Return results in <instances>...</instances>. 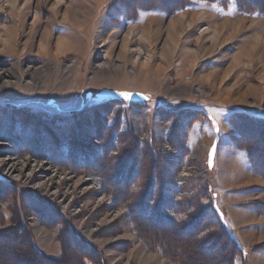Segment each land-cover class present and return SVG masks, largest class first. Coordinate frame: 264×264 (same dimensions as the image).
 <instances>
[{"label": "rangeland", "instance_id": "374dc122", "mask_svg": "<svg viewBox=\"0 0 264 264\" xmlns=\"http://www.w3.org/2000/svg\"><path fill=\"white\" fill-rule=\"evenodd\" d=\"M234 2L0 0V262L178 264L219 222L214 137L264 203L237 128L264 116V12Z\"/></svg>", "mask_w": 264, "mask_h": 264}, {"label": "trees", "instance_id": "16d2710c", "mask_svg": "<svg viewBox=\"0 0 264 264\" xmlns=\"http://www.w3.org/2000/svg\"><path fill=\"white\" fill-rule=\"evenodd\" d=\"M238 9L242 12H254L259 10L260 12H264V0H235L234 2ZM241 114V113H240ZM239 120V126L238 128V135L251 138L253 141L248 140L247 142L241 144L239 137L235 141V144L237 147L241 144L242 149L247 151L249 160L254 168V170L258 171L262 176H264V116H251V115H245L244 116H238ZM249 136V137H248ZM244 142V141H243ZM257 145H256V144ZM262 144V145H261ZM260 146V147H258ZM154 162L152 161V164ZM189 181L186 182V184ZM201 183V182H200ZM203 191L207 192L206 185H203ZM209 188V192H210ZM201 192V191H200ZM202 196V193H200ZM133 197L128 196L125 198L123 202H132ZM213 202V201H212ZM213 210L215 214H217L219 222H214V218L208 219V226H206L205 230H210L208 233H206L203 237L199 236L200 239H197V237H193V240L190 241V245H187L185 248L181 249L180 251L184 254V256L181 258H178L181 260L178 264H234V257L239 256L241 257V261H246V256L244 251L240 248L237 240L235 237L231 234V232L228 230L227 226L225 225L223 221V214L220 212L218 208H216L213 203ZM216 216V215H215ZM151 218H149L150 220ZM211 220V221H209ZM189 229H192V226L189 225ZM153 231V229H152ZM6 232V231H5ZM4 231H0V243L5 240V242H8V239L4 236L6 233ZM178 232L173 231L172 235H178ZM26 235H22V237L17 236L15 237V241L17 239H25ZM192 237V236H191ZM221 237V238H219ZM190 238V236H189ZM177 239V238H176ZM175 239V240H176ZM156 238L154 239V241ZM179 240V238H178ZM13 241V239L11 240ZM10 241V242H11ZM220 241V242H219ZM177 242V241H176ZM219 242V244H217ZM18 243V242H17ZM207 244V245H206ZM215 245H220V248L216 253H210L209 255L205 254V249H214ZM230 245L231 250L229 252L226 251L225 247L223 245ZM28 245V244H26ZM206 245V246H205ZM28 250L30 251V264H50L49 260H46L41 255H39L37 252H35L32 247H28ZM9 255L14 253H10ZM68 252V251H67ZM71 253V252H70ZM69 253V255H71ZM67 254V253H66ZM9 255L7 256L8 260H5V256H1L3 260H1L0 264H24L23 261H20L18 259H9ZM76 256L80 257L81 253L76 252ZM80 264H85L83 259L81 258ZM179 260V261H180ZM52 263V262H51ZM53 264H59L57 262H54ZM246 264V263H245Z\"/></svg>", "mask_w": 264, "mask_h": 264}, {"label": "crops", "instance_id": "0c3cea01", "mask_svg": "<svg viewBox=\"0 0 264 264\" xmlns=\"http://www.w3.org/2000/svg\"><path fill=\"white\" fill-rule=\"evenodd\" d=\"M216 138L215 150L211 151V170L217 174L212 186L213 205L222 212L225 225L244 251L246 264H264V203L257 202L256 194L251 195L250 189L238 191L240 184H245V188L253 184L248 182L251 173L246 166L243 171L230 165L225 168V163L230 161L227 153L236 149L226 140L217 146L216 140L220 139Z\"/></svg>", "mask_w": 264, "mask_h": 264}, {"label": "bare ground", "instance_id": "6f19581e", "mask_svg": "<svg viewBox=\"0 0 264 264\" xmlns=\"http://www.w3.org/2000/svg\"><path fill=\"white\" fill-rule=\"evenodd\" d=\"M61 41H62V39H61ZM64 42V41H63ZM63 45V43L61 42H59L58 44H57V48H59L60 46H62ZM108 67V64H102V65H100V66H98L97 68H99L100 70H104V69H106ZM40 72L41 70L40 69H35V72ZM14 158V157H13ZM8 162H4V161H0V165H3L4 164V166H6V167H11V165H13V159H8L7 160ZM16 163V162H15ZM15 165L16 164H14L13 166L15 167ZM234 166H236V165H234ZM234 166H232V167H234ZM231 167V166H230ZM18 168V167H17ZM234 168H236V167H234ZM231 169H233V168H231ZM234 170V169H233ZM15 171V170H14ZM14 171H9L8 173H10V174H16V173H14ZM17 171H20L19 169H17ZM22 176V174H20V173H18L17 175H16V178H19V177H21ZM22 179V178H21ZM41 187L39 186V189H40ZM43 215V214H42ZM258 218V217H257ZM107 222V220H105V219H103L102 221H100V224L98 225V226H102V224H104V223H106ZM34 230V232H35V234L36 235H41V234H43L42 233V229L41 228H38V227H35V229H33ZM91 231H88L87 232V234L86 235H91L93 232H95L96 230H94V229H90ZM127 237H129V236H127ZM103 243H107V241H103ZM152 255L151 254H146V255H143V258H142V261L139 263V264H144V263H148L149 261H151V260H153L152 259Z\"/></svg>", "mask_w": 264, "mask_h": 264}, {"label": "built area", "instance_id": "2783aa9c", "mask_svg": "<svg viewBox=\"0 0 264 264\" xmlns=\"http://www.w3.org/2000/svg\"><path fill=\"white\" fill-rule=\"evenodd\" d=\"M169 150L172 151V149L169 147ZM173 152V151H172ZM183 182V181H182ZM183 184V183H182Z\"/></svg>", "mask_w": 264, "mask_h": 264}, {"label": "snow or ice", "instance_id": "6c2138e0", "mask_svg": "<svg viewBox=\"0 0 264 264\" xmlns=\"http://www.w3.org/2000/svg\"><path fill=\"white\" fill-rule=\"evenodd\" d=\"M123 95V94H122Z\"/></svg>", "mask_w": 264, "mask_h": 264}]
</instances>
